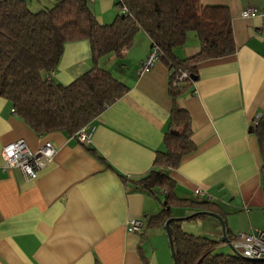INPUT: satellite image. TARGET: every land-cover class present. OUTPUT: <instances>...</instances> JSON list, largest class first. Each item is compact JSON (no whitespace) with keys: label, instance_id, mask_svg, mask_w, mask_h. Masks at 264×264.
I'll return each instance as SVG.
<instances>
[{"label":"crops","instance_id":"0c3cea01","mask_svg":"<svg viewBox=\"0 0 264 264\" xmlns=\"http://www.w3.org/2000/svg\"><path fill=\"white\" fill-rule=\"evenodd\" d=\"M22 1L37 12L57 0ZM116 1L87 0V5L100 24L109 25L118 14ZM200 2L229 9L236 51L200 62L197 80L178 99L191 118L196 150L167 175L177 199L213 205L230 240L240 232L264 231V155L248 131L255 117L264 115V0ZM247 9L255 15L241 18ZM150 49L151 40L141 30L121 57L109 55L96 64L88 41L64 45L51 74L57 84L68 85L96 65L128 88L86 126V146L61 132L36 135L0 97V264H174L164 226L127 231L130 220L145 226L161 210L163 191L158 186L152 194L140 191L121 179L149 175L170 125L168 69L157 61L148 73L137 74ZM198 53L199 41L191 32L175 51L181 60ZM17 140L33 152L46 142L56 151L34 180H26L19 169L3 168L2 148ZM193 213L175 209L171 219ZM203 216L197 220L206 229L199 236L221 239L219 221Z\"/></svg>","mask_w":264,"mask_h":264},{"label":"trees","instance_id":"16d2710c","mask_svg":"<svg viewBox=\"0 0 264 264\" xmlns=\"http://www.w3.org/2000/svg\"><path fill=\"white\" fill-rule=\"evenodd\" d=\"M87 3L57 0L50 8L32 12L22 0H0V97L36 135L61 132L72 137L122 98L128 88L96 65L68 85L57 84L51 74L64 45L88 41L96 64L109 55L121 57L131 47L135 34L143 31L168 69L172 109L162 150L156 152L149 175L137 181L121 176L140 191L152 194V187L158 186L164 193L161 210L145 226L143 223L141 232L163 227L175 209L192 208L194 213L187 221L203 218L199 212L214 213L209 202L177 199L167 171L176 169L196 150L191 141V118L178 99L197 80V65L236 51L229 9L202 5L200 0H123L127 14L118 13L111 24L102 25ZM190 32L199 41V53L181 60L175 51L184 46ZM183 72L187 77L179 80ZM248 131L256 137L264 155V117L251 124ZM168 232L175 264H264L234 254H214L215 248L225 242L222 237L216 241L190 235L181 229L179 221L171 220Z\"/></svg>","mask_w":264,"mask_h":264},{"label":"built area","instance_id":"2783aa9c","mask_svg":"<svg viewBox=\"0 0 264 264\" xmlns=\"http://www.w3.org/2000/svg\"><path fill=\"white\" fill-rule=\"evenodd\" d=\"M96 0H88L93 3ZM116 10L120 15L127 14V8L123 0L116 1ZM255 14L252 9L241 12V18H250ZM264 30V25H262ZM159 61V52L155 46H152L147 57L141 62L137 74L142 75L148 73L153 65ZM187 73L183 72L179 80H184ZM12 113L14 110L12 109ZM264 117L259 114L255 117L252 125H256L258 120ZM81 145H88L90 137L86 133V127L77 131L73 136ZM56 151L49 142L44 143L37 151H30L23 140H17L6 144L1 151L4 169H19L26 180H34L38 177V173L50 163ZM194 194L198 197L202 196L200 190L196 189ZM143 228V221L134 219L127 223V231L132 233H140ZM228 244L238 252L243 258L248 260H264V231H255L252 233H238L228 240Z\"/></svg>","mask_w":264,"mask_h":264},{"label":"rangeland","instance_id":"374dc122","mask_svg":"<svg viewBox=\"0 0 264 264\" xmlns=\"http://www.w3.org/2000/svg\"><path fill=\"white\" fill-rule=\"evenodd\" d=\"M207 220H211L209 217L205 218ZM201 220H195V221H182V230L190 235L193 236H199V234L202 232V230L206 229V227L202 224ZM205 231V230H204ZM243 233V232H240ZM220 237L217 238L216 241H219ZM215 240V239H214ZM219 248V249H218ZM214 254H224V255H231L233 254V251L231 247L226 244L225 242L220 243L215 250L213 251Z\"/></svg>","mask_w":264,"mask_h":264},{"label":"water","instance_id":"95a60500","mask_svg":"<svg viewBox=\"0 0 264 264\" xmlns=\"http://www.w3.org/2000/svg\"><path fill=\"white\" fill-rule=\"evenodd\" d=\"M197 214L205 215V216H209V217H213V218L217 219V220L219 221V223H220V226H221L222 238L224 239V241H225L226 243H228V239H227V236H226V233H225V225H224L222 219H221L218 215H216V214H214V213H209V212H199V213H197ZM194 215H195V214H194ZM191 216H192V215H191ZM191 216H189V217H187V218H181V219H169V220L165 223V225H164L165 232H166V235H167V238H168V241H169V247H170V251H171V257H172V260H173V249H172L171 238H170V235H169V232H168V224H169V222H170L171 220H176V221L179 220L180 222H182V221H184V220L190 218ZM228 245H229V244H228ZM229 246L231 247V245H229ZM231 249H232L234 255H237V256H240L241 258H243V257H242L238 252H236L232 247H231ZM243 259H245V258H243ZM252 261H260V262H264V260H252ZM173 263H174V262H173ZM174 264H175V263H174Z\"/></svg>","mask_w":264,"mask_h":264}]
</instances>
